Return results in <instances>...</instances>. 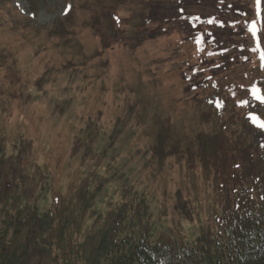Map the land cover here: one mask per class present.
<instances>
[{
  "label": "rangeland",
  "instance_id": "1",
  "mask_svg": "<svg viewBox=\"0 0 264 264\" xmlns=\"http://www.w3.org/2000/svg\"><path fill=\"white\" fill-rule=\"evenodd\" d=\"M141 1L147 0H0V185L34 176L31 186L37 191L52 181L76 186L83 157L68 154L89 146L90 135L98 130L104 158L96 180L103 183L106 198L143 197L150 205L146 230L153 223L152 230L173 229L181 239L193 241L195 225L177 224L175 198L181 190L198 198L194 214L200 226L209 223L213 209L223 207L215 183L219 192L223 186L215 181L228 182L229 176L222 179L214 168L219 158L214 153L222 146L216 134L230 111L254 105L263 111L264 93L232 97L222 78L204 82L198 90L195 75L189 77L194 82L185 78V87L176 74L178 67L184 72L188 65L180 49L173 52L178 39L160 37L135 50L117 43L119 34L130 36L137 23L145 22ZM192 45L187 50L194 52ZM245 114L244 121L246 116L264 132V122L251 111ZM200 131L209 137L199 158L175 155L172 144L179 137L194 138ZM252 134L249 142L260 145V135ZM28 141L35 144L33 155ZM109 149L115 150L109 154ZM95 150L93 159L86 151L84 171L101 158V149ZM14 161L20 165L16 171L9 169ZM157 219L169 224L161 223V228Z\"/></svg>",
  "mask_w": 264,
  "mask_h": 264
},
{
  "label": "trees",
  "instance_id": "2",
  "mask_svg": "<svg viewBox=\"0 0 264 264\" xmlns=\"http://www.w3.org/2000/svg\"><path fill=\"white\" fill-rule=\"evenodd\" d=\"M143 2L145 22L137 23L130 36L120 28L124 33L115 38L117 43L121 40L135 50L160 37L178 39L173 52L180 49L188 65L184 72L178 67L176 74L183 77L185 87V78L194 82L189 77L195 75L200 79L194 83L198 90L204 82L222 78L232 97L242 94L251 99L255 92L264 93V0L259 5L257 0H147L141 5ZM140 36L144 38L140 40ZM189 43L196 47L194 52L187 50ZM171 51L168 47L167 52ZM188 55H194L195 61L190 62ZM239 110L243 116L251 111L264 122V110L256 105L252 110ZM242 112L230 111L216 134L222 146L214 156L222 162L217 158L214 168L222 179L229 176L228 182L215 181L223 186L219 192L215 183L223 207L213 209L209 223L200 226L199 216L194 214L198 198L186 196L182 190L175 198L173 211L180 210L177 224L183 228L184 222L195 225L193 241L181 239L173 229L168 233L152 230L153 223L146 230L151 222L147 215L150 205L143 197L132 195L127 200L121 196L116 202L106 198L103 183L96 180V168L104 158L96 130L89 146L82 149V143L78 153L68 154L83 157L84 163H78L82 178L76 186L52 181L37 191L31 186L34 176L27 182L20 179L16 185H0V264H264V132L246 116L244 121ZM252 132L260 135V145L250 143ZM196 136L179 137L172 144L175 155L182 160L199 158L203 153L200 146L209 135L200 131ZM28 143L35 154V144ZM96 148L101 149V158L95 159L98 164L84 171L89 164L86 151L93 159ZM115 149H109V154ZM23 150L27 153L25 144ZM36 164V168L45 167ZM16 165V161L9 162V169L16 171ZM156 222L161 228L169 224L168 219Z\"/></svg>",
  "mask_w": 264,
  "mask_h": 264
},
{
  "label": "snow or ice",
  "instance_id": "3",
  "mask_svg": "<svg viewBox=\"0 0 264 264\" xmlns=\"http://www.w3.org/2000/svg\"><path fill=\"white\" fill-rule=\"evenodd\" d=\"M260 3V0H257V4L259 5ZM69 10H70V7H69ZM114 19L116 20L117 23H119V17H114ZM261 127H264V125H261Z\"/></svg>",
  "mask_w": 264,
  "mask_h": 264
}]
</instances>
